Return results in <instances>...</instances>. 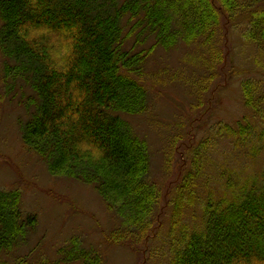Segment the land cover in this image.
I'll use <instances>...</instances> for the list:
<instances>
[{"label":"trees","instance_id":"trees-1","mask_svg":"<svg viewBox=\"0 0 264 264\" xmlns=\"http://www.w3.org/2000/svg\"><path fill=\"white\" fill-rule=\"evenodd\" d=\"M238 19L246 41L263 54L264 0H0V108L21 92L19 104L27 111L19 126L22 147L42 158L53 176L95 188L119 219L107 242L136 250L160 241L168 210L162 249L156 246L152 258L166 264H264V173L243 175L210 151L219 139L228 140L230 154L244 158L264 150L260 83L241 84L250 117L219 123L213 136L183 149L192 157L163 198L159 219L163 194L149 180L148 145L127 121L147 111L149 93L141 79L156 47L202 41L214 52L218 28ZM133 33L136 46L155 42L127 49ZM21 205L19 191H0V264H106L77 237L58 250L56 261H6L4 252L25 242L37 224Z\"/></svg>","mask_w":264,"mask_h":264},{"label":"rangeland","instance_id":"rangeland-1","mask_svg":"<svg viewBox=\"0 0 264 264\" xmlns=\"http://www.w3.org/2000/svg\"><path fill=\"white\" fill-rule=\"evenodd\" d=\"M227 21L214 35V52L201 46L202 41L178 42L168 50L156 47L147 59L141 82L148 89V108L143 114L127 117V121L148 145L149 180L163 194L157 217L165 211L163 198L167 199L168 190L182 177L184 161L189 163L192 157L191 151L186 155L183 149L191 150L208 135L213 136L219 123L234 125L250 117L242 99L243 81H258L264 92V52L259 54L256 46L246 41L240 19ZM134 42L133 33L125 47L148 48L155 40L150 38L137 46ZM1 60L0 56V64ZM20 84L18 81L17 86ZM21 87L28 95L29 91ZM12 95L0 108V191H19L22 211L34 215L37 224L25 242L4 252L9 253L4 259L13 262L22 256L31 263L56 261L58 250L77 237L83 248L101 253L106 264H166L165 259L149 254L156 246L162 249L168 210L161 217L160 241L152 240L143 247L140 243L136 250L107 242L106 237L117 228L119 219L108 211L93 186L53 176L42 158L22 147L19 126L27 111L19 104L21 92L17 90ZM211 150L219 160L227 157L228 164L235 165L243 175L264 173V150L255 159L230 154L226 139H219Z\"/></svg>","mask_w":264,"mask_h":264}]
</instances>
